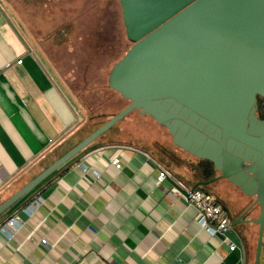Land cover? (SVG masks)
Returning <instances> with one entry per match:
<instances>
[{"label":"crops","instance_id":"obj_1","mask_svg":"<svg viewBox=\"0 0 264 264\" xmlns=\"http://www.w3.org/2000/svg\"><path fill=\"white\" fill-rule=\"evenodd\" d=\"M13 3L0 0V204L103 125L101 117L108 120L126 105L118 93L94 104L81 100L47 61L42 42L19 30ZM99 105L111 114L99 112ZM118 124L3 213L0 226L16 212L21 226L0 233V264H254L258 226L234 224L253 199L224 179L208 184L223 196L212 194L240 246L227 233H208L184 202L182 187L193 189L217 177L212 164L175 145L183 153L180 161L165 164L143 147L117 139ZM150 128L161 140L162 132ZM113 158L119 169L110 163ZM82 161L99 176L83 170ZM158 165L172 178L157 181ZM203 186L194 189L211 195L199 189ZM38 197L32 214L20 212ZM225 199L233 206L230 213ZM257 215L255 208L242 219ZM230 243L236 245L232 251Z\"/></svg>","mask_w":264,"mask_h":264},{"label":"water","instance_id":"obj_2","mask_svg":"<svg viewBox=\"0 0 264 264\" xmlns=\"http://www.w3.org/2000/svg\"><path fill=\"white\" fill-rule=\"evenodd\" d=\"M118 2L132 44L112 66L107 86L128 104L1 203L0 217L137 111L162 126L176 147L212 164L217 177L194 188L224 179L253 199L234 224L258 226L254 264H259L264 247V119L256 116L255 101L257 96L264 100V0ZM255 208L256 218L242 219ZM223 232L240 246L232 231Z\"/></svg>","mask_w":264,"mask_h":264},{"label":"rangeland","instance_id":"obj_3","mask_svg":"<svg viewBox=\"0 0 264 264\" xmlns=\"http://www.w3.org/2000/svg\"><path fill=\"white\" fill-rule=\"evenodd\" d=\"M12 1L16 17L21 21H17L19 30L22 33L27 30L35 36V41L42 42L40 45L47 61L70 83L73 90L80 93L81 100H90L94 104L119 96L107 86L112 66L129 48L118 0ZM106 105L112 108L109 103ZM102 107L98 106L99 112L111 114L112 111H103ZM123 119L118 122L117 127L121 126L122 133L117 134V139L143 147V150L149 151L165 164L180 161L182 152L174 144L170 145L171 137L167 131L150 117L132 111ZM106 121L101 117L98 123ZM153 126L162 132L161 140L153 135L155 129L150 128ZM111 129H114L113 126ZM154 142L158 143L160 150L152 148ZM200 188L223 199L208 185ZM222 202L230 213L233 207L231 202ZM256 242L257 239L255 250Z\"/></svg>","mask_w":264,"mask_h":264},{"label":"built area","instance_id":"obj_4","mask_svg":"<svg viewBox=\"0 0 264 264\" xmlns=\"http://www.w3.org/2000/svg\"><path fill=\"white\" fill-rule=\"evenodd\" d=\"M110 163L114 165L117 169L120 168L118 158H113ZM79 165L83 170H92V173L95 176L94 178H97L99 176L96 170L90 169L86 161H82ZM157 168L159 171L157 175V181H162L165 178H172V176L164 167L158 165ZM182 188L185 191L183 196L184 202L187 206L193 207L195 209L198 215V224L205 231L214 235L216 233H223V231L230 229L229 218L226 210L214 200V197L212 195L184 186ZM39 203L40 197L36 198L34 201H31L29 204L22 207L20 209V212L32 214ZM20 226V216L19 213L16 212V214H14L3 225L0 226V233L6 231V228L14 230L19 228ZM41 243H45V240L42 239ZM235 248L236 245L230 243L229 249L232 251Z\"/></svg>","mask_w":264,"mask_h":264},{"label":"flooded vegetation","instance_id":"obj_5","mask_svg":"<svg viewBox=\"0 0 264 264\" xmlns=\"http://www.w3.org/2000/svg\"><path fill=\"white\" fill-rule=\"evenodd\" d=\"M125 37H126V34H125ZM126 39H127V37H126ZM129 43H130V46H131L132 43L130 41H129ZM255 106H256V113H255L256 116L259 119H264V100L257 96L256 97V101H255ZM243 170H244V168H243Z\"/></svg>","mask_w":264,"mask_h":264},{"label":"trees","instance_id":"obj_6","mask_svg":"<svg viewBox=\"0 0 264 264\" xmlns=\"http://www.w3.org/2000/svg\"><path fill=\"white\" fill-rule=\"evenodd\" d=\"M124 27V26H123ZM124 34H125V32H124ZM127 102V101H126Z\"/></svg>","mask_w":264,"mask_h":264}]
</instances>
